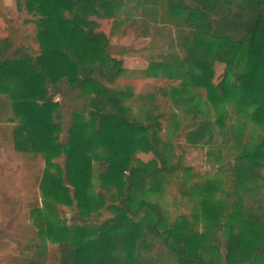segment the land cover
Returning a JSON list of instances; mask_svg holds the SVG:
<instances>
[{
	"label": "trees",
	"instance_id": "1",
	"mask_svg": "<svg viewBox=\"0 0 264 264\" xmlns=\"http://www.w3.org/2000/svg\"><path fill=\"white\" fill-rule=\"evenodd\" d=\"M16 2L37 28L26 34L11 20L0 37V91L9 97H0V138L8 151L43 158L39 187L47 210L56 216L65 206L75 213L69 224L32 208L38 237L28 236L13 264H264V202L246 204L250 192L264 187V0ZM121 29L153 38L166 31L180 50L183 65L154 63L145 73L163 72L158 90L173 103L174 130L184 144L162 139L166 113H154V94L135 98L115 88L130 74L108 50ZM216 63L226 66L219 85ZM130 103L147 107L146 117L133 115ZM225 103L233 114L247 111L240 128ZM218 137L220 150H240L220 166L235 184L219 199V184L190 182L195 168L177 154L171 158L176 148L211 145ZM96 144L109 154L100 162L94 198ZM138 147L154 157L137 159ZM166 188L182 197L174 221L158 201H137ZM186 206L194 217L202 214V232ZM105 211L112 215L101 219Z\"/></svg>",
	"mask_w": 264,
	"mask_h": 264
},
{
	"label": "rangeland",
	"instance_id": "2",
	"mask_svg": "<svg viewBox=\"0 0 264 264\" xmlns=\"http://www.w3.org/2000/svg\"><path fill=\"white\" fill-rule=\"evenodd\" d=\"M9 9L11 16L22 24L26 34L31 33L32 35L36 32V23L31 13H28L26 9H18L17 2L15 5L9 6ZM108 50L116 58L122 59L123 65L130 71V74L127 77L124 76L121 84L115 86V88L123 91L127 89L135 98H144L154 94L160 108H154V113H166L162 119L164 126L163 131H161L162 139L175 144H184V138L179 139V135L174 130L175 126H173V123L175 117L173 116V111L176 110L171 107L173 103L169 97L158 90L162 84L164 85L162 81L165 79L163 72L159 71L157 77H147L145 73L148 67L154 63H162L168 67H177L184 64L180 50L170 45L168 33L162 31V34L155 38L152 36L137 37L133 34L125 35L121 29L111 35ZM225 68L226 66L223 63H216L214 66V81L217 85L221 83L224 77ZM16 82V79H10V83L13 85L11 89L14 91L16 90L14 89ZM170 90L169 88V94ZM204 93L203 91V96L205 95ZM0 97L7 98V92L1 90ZM58 97H56V101L60 100V97ZM225 105L231 113V120L235 121L240 128L245 122L247 111L233 114L231 112L232 105L230 103H225ZM130 107L133 115L140 118L146 117L147 107L144 108L142 104L136 103H130ZM172 116L173 118H171ZM185 118L179 115L177 120H184ZM189 121L190 119H188ZM222 139L218 137V140L211 145L190 146L183 147V149L176 148L171 154V158L174 157V154H177L184 165L195 168L197 174L190 175V182L194 179L202 181L214 180L219 184V189L215 193L217 199L224 196L226 187H233L235 184L234 178L231 176L226 177L225 172L221 170L220 166L226 159H233L240 151L235 145L229 146L228 149L220 150L218 145ZM108 154L109 150L107 146L96 144L92 153L94 175L93 185L90 189V195L94 198L97 197L101 186L100 162ZM136 157L144 162H149L154 155L138 147ZM44 167L45 162L40 155L32 160L30 156L8 151L0 138V264H13V255L22 252L21 249L25 246L28 236L38 237L39 228L34 224L35 217L31 215L32 208L38 205L41 206L45 220L51 217L53 219L67 218L68 223H72L70 218L75 213L74 209L58 206L56 216L47 210L49 204H46L45 197L39 187ZM177 177L183 178L184 175L180 173ZM174 190L176 191L175 188ZM174 190L170 192V189L166 188L163 193H141L137 196V201L143 197L152 201H158L168 211L169 219L174 221L179 216L178 208L183 207L181 205L182 197L178 194L175 197ZM176 192L178 193V190ZM263 202L264 187L250 192L246 197L247 205H260ZM193 207L195 213L201 212L199 204H195ZM184 211L192 216L193 220L197 223L196 229L202 232L205 222L202 214L198 218L194 217L192 210L188 206L184 207ZM111 215V213L105 211L101 219ZM140 219L141 217L138 218V220ZM91 221L99 222L96 218Z\"/></svg>",
	"mask_w": 264,
	"mask_h": 264
},
{
	"label": "crops",
	"instance_id": "3",
	"mask_svg": "<svg viewBox=\"0 0 264 264\" xmlns=\"http://www.w3.org/2000/svg\"><path fill=\"white\" fill-rule=\"evenodd\" d=\"M2 1H3L4 8L0 9V37H4L8 35L11 29V26H12L10 23L11 20L15 21L14 23L15 26H19L21 27V29H23L22 24H20V22L17 19L11 16V12L9 9V6L16 4V0H2Z\"/></svg>",
	"mask_w": 264,
	"mask_h": 264
},
{
	"label": "built area",
	"instance_id": "4",
	"mask_svg": "<svg viewBox=\"0 0 264 264\" xmlns=\"http://www.w3.org/2000/svg\"><path fill=\"white\" fill-rule=\"evenodd\" d=\"M58 98H59V97H58ZM58 98H57V99H58Z\"/></svg>",
	"mask_w": 264,
	"mask_h": 264
}]
</instances>
